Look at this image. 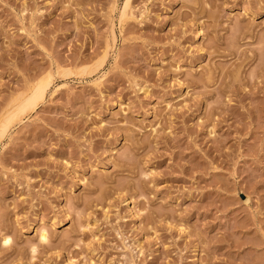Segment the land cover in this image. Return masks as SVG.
<instances>
[{
  "label": "rangeland",
  "instance_id": "1",
  "mask_svg": "<svg viewBox=\"0 0 264 264\" xmlns=\"http://www.w3.org/2000/svg\"><path fill=\"white\" fill-rule=\"evenodd\" d=\"M9 114L0 264H264V0H0Z\"/></svg>",
  "mask_w": 264,
  "mask_h": 264
},
{
  "label": "bare ground",
  "instance_id": "2",
  "mask_svg": "<svg viewBox=\"0 0 264 264\" xmlns=\"http://www.w3.org/2000/svg\"><path fill=\"white\" fill-rule=\"evenodd\" d=\"M129 1V0H128ZM127 5V4H126ZM126 8H127V6H126ZM44 91V90H43ZM42 92V89L41 88H38V89H36L34 92H32L31 94H29L27 97V101L25 100V105L26 104H28V103H30V102H34L35 101V99L39 96V94ZM43 93V92H42ZM41 93V94H42ZM43 95H44V93H43ZM44 97V96H43ZM29 99V100H28ZM23 100V99H22ZM23 102V101H22ZM21 103V102H20ZM24 104V103H23ZM22 105V104H21ZM20 105V106H21ZM17 106V105H16ZM15 106V107H16ZM26 107V106H25ZM19 108V107H18ZM22 108H24V107H22ZM14 109V108H13ZM21 109V108H20ZM19 109V110H20ZM15 111V110H14ZM21 113V112H20ZM14 114V113H13ZM14 116V115H13ZM13 116H11L10 114H9V116H8V119L6 120V122L5 123H3L2 124V126H1V129H0V134H2V136H3V134L5 135V133H7L9 130H10V122H11V120H12V118H13ZM22 121V120H21ZM19 122H20V120H19ZM1 123V122H0ZM42 237H43V239H44V241H45V239H47L46 238V235L44 234V235H42ZM8 241H10V237H6L5 238V243L7 242L8 243Z\"/></svg>",
  "mask_w": 264,
  "mask_h": 264
}]
</instances>
